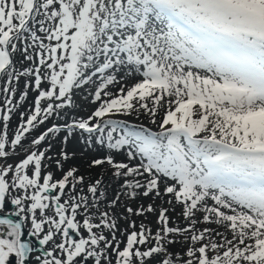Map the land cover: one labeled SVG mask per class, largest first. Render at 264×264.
Segmentation results:
<instances>
[{"label":"snow or ice","instance_id":"1","mask_svg":"<svg viewBox=\"0 0 264 264\" xmlns=\"http://www.w3.org/2000/svg\"><path fill=\"white\" fill-rule=\"evenodd\" d=\"M118 73L133 82L113 92ZM0 80V211L16 191L15 214L30 213L29 235L52 245L37 264H264V0H0ZM86 87L96 106L77 116ZM141 116L155 130L124 119ZM61 133L106 153L89 165L123 180L108 207L168 197L183 223L149 203L125 210L155 213V231L118 229L99 211L102 179L77 193L85 177L64 171L65 151L60 179L43 171ZM22 228L0 216V264L33 252Z\"/></svg>","mask_w":264,"mask_h":264},{"label":"rangeland","instance_id":"2","mask_svg":"<svg viewBox=\"0 0 264 264\" xmlns=\"http://www.w3.org/2000/svg\"><path fill=\"white\" fill-rule=\"evenodd\" d=\"M21 59H22V57L20 56L19 53H17L16 54V61H17L18 67L21 66L19 64ZM23 66L28 67L29 62L25 61ZM24 82L25 81L22 78L19 82V85H18V88L20 90H23ZM3 83H4V81L0 80V87L3 86ZM92 92H93V88L86 87V88L82 89L80 92H78L73 97L74 103L77 106V110L75 113L77 116H87L89 114V112L95 108L96 105L91 102L90 93H92ZM18 96H19V91L17 92V97ZM34 96H35V93L30 91L29 95L27 97V100L19 108V110L17 112H15V114L12 116V119H11V127L12 128H15L17 123H18L19 113L24 111L30 104H32ZM2 99H3V97L0 96V101H2ZM42 130L43 129H40L38 131H42ZM38 131L33 132L28 137V139L24 141L25 146H28L29 141L34 136H36L38 134ZM64 135H65V133H61L59 135V138H57L53 142L54 146L52 148V151L49 152L48 155L54 157V159L45 160L44 163L47 165V167L43 171L44 172H48V171L52 172L54 174V180L60 179L62 177L63 173L61 170H59L57 168L56 159H61V157L59 156V153H61L62 151H65L69 154V156L71 158L67 161V163H63V161H62L64 171L68 170L70 167H77L79 169V171L77 172V175H83L85 177V183L83 185H77L76 192H78V191L80 192L81 188H83L84 194L88 195V193H87L88 185L93 183L97 179H102L103 183H102L101 187L104 188V184L107 181H109L111 179V177L113 176V170L108 165H104L102 167L101 166H90L89 161L93 157H100V156L105 155L106 153L102 150H99L95 145H93L92 147H88L85 144L80 143L77 135H74L73 137H71L68 140L67 144H64L62 142ZM41 147L43 148L44 145H41ZM22 158H23L22 155L11 156L9 162L14 164ZM116 158H117V160H122L123 156L117 155ZM66 191H68V190L66 189ZM16 195H18V193L16 191H11L10 193L6 194L5 208L3 211H0V216L8 214L9 218H11L13 220H21L22 221V223H23V229H22L23 230V238L26 241H30L32 248H33V252L29 254L30 259L28 260V263L29 264H37V257H42L44 254V251L46 249H50L52 247V245L49 244V245H43L42 246V245H40L39 238L37 236L29 235V232L31 230V214L27 213V212H21L19 215L15 214L18 212V208L16 205L12 204L10 201ZM115 195H116V193L114 194V192H113L112 194H110V196L106 200H104L103 202L101 201L99 211H101V212L106 211L109 213L111 218H115L118 229L123 230V229L127 228L130 221L135 220L137 225L144 223L146 225H150L151 228L153 229V231H155V229L157 227L156 214L155 213L150 214L149 217L134 216V215H129L125 210L126 207H128V206H131L132 208L136 209L140 205H144L143 203L131 204V203H129L130 200H129L128 196L125 195L126 199L129 201L123 200V202H122L120 200L122 203L119 201L114 207H108V203L115 198ZM131 201H133V200H131ZM146 204H147V202H146ZM26 206L27 205H25V207ZM81 212H82V210H81ZM90 212H92L93 214L98 216V212L96 211L95 208H90ZM79 218H81V220H82V217L78 216V219ZM172 219L175 220V218H172ZM95 222H98V220ZM203 226L204 225H201V227H203ZM130 230L131 229H129V231ZM42 235L43 234H41L40 238H42ZM117 238L118 239L122 238L120 236L119 231L117 232ZM177 239H179V238H177ZM180 247H181L180 244H176V245L172 246V248H174L176 250H178ZM9 264H16V258L14 256L10 257ZM148 264H151V261H149Z\"/></svg>","mask_w":264,"mask_h":264},{"label":"bare ground","instance_id":"3","mask_svg":"<svg viewBox=\"0 0 264 264\" xmlns=\"http://www.w3.org/2000/svg\"><path fill=\"white\" fill-rule=\"evenodd\" d=\"M123 75V73H118L117 74V79H118V83L110 86V90L113 92H116L121 86H124V84H131L133 81L132 79H128L127 81H120V76ZM124 119H127L129 121L135 122V123H143L146 126L152 127L155 130V125H151L149 120L146 117L141 116L139 120H136L135 117H124ZM106 182V181H105ZM103 183V182H102ZM123 183L122 179H117L114 176L111 177V179L109 181H107L104 184V190L106 191L107 194V198L110 196V194H112L114 192V194L120 189V185ZM161 187H163V185H161ZM168 197H163V198H155L154 196H149V197H143V196H138L135 200L131 201V199L127 200L126 196L123 195L120 197V200L123 202V200L125 201H129V203L134 204V203H143L146 207L149 203H154L155 206L160 207H167L169 208V216L171 218H175V220H178L180 223H183L182 220H180L179 218V213L181 212V208L180 206H175V211H172V205H169L167 203H165V200H167ZM104 200H102L103 202ZM120 201V202H121ZM121 202V203H122ZM147 202V204H146ZM150 214L152 213H148L146 214V217H149ZM214 227V226H213Z\"/></svg>","mask_w":264,"mask_h":264},{"label":"water","instance_id":"4","mask_svg":"<svg viewBox=\"0 0 264 264\" xmlns=\"http://www.w3.org/2000/svg\"><path fill=\"white\" fill-rule=\"evenodd\" d=\"M22 240H24V238H22ZM25 264H27V263L25 262Z\"/></svg>","mask_w":264,"mask_h":264},{"label":"trees","instance_id":"5","mask_svg":"<svg viewBox=\"0 0 264 264\" xmlns=\"http://www.w3.org/2000/svg\"><path fill=\"white\" fill-rule=\"evenodd\" d=\"M77 193H79V192H77ZM82 211H83V209H81ZM81 219V218H80Z\"/></svg>","mask_w":264,"mask_h":264}]
</instances>
